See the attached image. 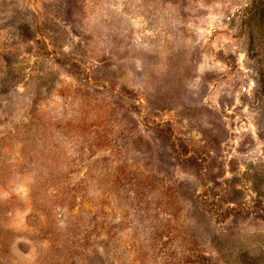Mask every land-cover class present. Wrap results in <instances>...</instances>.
Instances as JSON below:
<instances>
[{
  "label": "rangeland",
  "instance_id": "obj_1",
  "mask_svg": "<svg viewBox=\"0 0 264 264\" xmlns=\"http://www.w3.org/2000/svg\"><path fill=\"white\" fill-rule=\"evenodd\" d=\"M0 264H264V0H0Z\"/></svg>",
  "mask_w": 264,
  "mask_h": 264
}]
</instances>
